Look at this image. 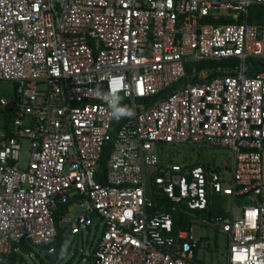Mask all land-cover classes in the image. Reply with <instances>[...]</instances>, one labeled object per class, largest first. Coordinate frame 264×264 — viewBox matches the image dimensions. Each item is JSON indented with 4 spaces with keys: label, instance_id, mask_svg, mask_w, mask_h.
<instances>
[{
    "label": "built area",
    "instance_id": "1",
    "mask_svg": "<svg viewBox=\"0 0 264 264\" xmlns=\"http://www.w3.org/2000/svg\"><path fill=\"white\" fill-rule=\"evenodd\" d=\"M255 6L264 0H0V84L17 85L15 103L0 96L13 111L0 147V254L21 241L52 245L56 208L73 194L82 214L64 220L70 234L93 216L102 223L92 264H195L209 232L224 238L226 264H264V73L246 74L248 59L264 60V27L247 23ZM231 59L239 64L226 76L137 103L178 85L188 64ZM97 89L130 102L115 138ZM161 146L228 150L233 163L162 166ZM151 187L171 213L154 211ZM218 196L227 218H208ZM174 213L188 230H174Z\"/></svg>",
    "mask_w": 264,
    "mask_h": 264
},
{
    "label": "trees",
    "instance_id": "2",
    "mask_svg": "<svg viewBox=\"0 0 264 264\" xmlns=\"http://www.w3.org/2000/svg\"><path fill=\"white\" fill-rule=\"evenodd\" d=\"M247 23L251 26L264 27V7L263 6H255V7L251 8L249 10V16L247 19ZM238 64H239V62L235 59H231V60H227V61H204V62H200L198 64H188V65H186V68H185L186 78L182 79L178 85L172 86L170 89H168L167 91H164L163 93H160V95H158L156 97L144 99V100H139L137 103L139 105H143V106L148 107L150 105H153L155 102H157L161 98H163L165 96V94L170 93L173 90H175L176 88H178V86H180V87L185 86L188 83L194 84V83H199V82H203V81L208 82V81H211L212 79H215L217 77L226 76L231 70L237 68ZM246 65H247V69H248L246 74L250 78L255 77L256 75H259L261 73H264V60L250 58L247 60ZM193 72L195 74V77L191 78ZM202 72L207 73L205 80L200 79L198 77V75ZM12 86H13V89L15 90V87L17 85H12ZM7 98L9 100H11V103H15L17 101V96L15 93H13L10 97H7ZM121 107H126V108L130 109V102L125 101L124 103H122ZM128 118H129V116H123L120 119L114 120V122L112 124V133H111L112 138H115V134H116L117 130ZM12 122H13V111H11V107L0 108V131L2 133H4V135H5L4 139H2L0 137V147H1V144L5 140L10 139L12 137ZM112 149H113V142L112 141L108 142L107 145L103 149V154H102L101 160L99 162V174L96 177V181L101 183V184H104V181H105V172H106V168H107V162H108V159H109L110 154L112 152ZM160 158H161V165L162 166H166L168 164L169 165L174 164V163H172V159L164 160V159H162V155H160ZM204 161H205V164H203V162L201 160V162H196L195 164L189 165L188 167L193 168V167H197V166H202L207 171H209L211 168H214L215 171H219L217 169V167H213L214 164L211 166V165H209V162H207L205 159H204ZM148 194L152 196V198L154 199V201L156 203V208L154 209V211H162V212L164 211V212L171 213L172 205L169 204L161 196V194L158 191H156V189L154 187L150 188V190L148 191ZM74 198L77 201L80 200L78 198V196H74ZM74 198L69 200L68 204L59 205L56 208V211L54 213L55 226H56V230H57V237L55 240L56 243H57L58 237H60L59 240H61V236H62V231H60L58 228V221L60 218V214L68 208V206L74 200ZM224 201H225V199H223L219 196L213 197L212 198L213 203L210 207L211 211L206 213L205 216H208V218H213L214 217L213 212L218 211L223 218H227V216L225 215V212L223 211V207H222ZM190 225L191 224L189 223V221L183 217L178 224L174 223V230L176 232L177 231H185V230L189 229ZM212 236L213 237H209V236L203 237L202 241L198 244V247L195 250V254H194L195 255V258H194L195 264H206L203 260L199 259V256H200V254H202V255L203 254H209V255L211 254V252L213 251V249L211 248V245H210L211 240L213 241L215 246L217 245V241H218V238L220 235L217 232H215L212 234ZM55 242L53 244H56ZM61 245H62V243H60V245H58V246H61ZM13 249L15 251H13V253L11 255H9L8 257H4V256L0 255V264H27L23 258V255H29L30 256L31 254H35L33 246H31L29 243L24 242V241H21L18 244H14ZM40 250L41 249H39V251H38V255L36 254V257L38 258L40 264H45V262L41 258ZM69 251H70V246L66 249V254H68ZM92 253H93V251H92ZM74 254H75V256L77 255V250H75Z\"/></svg>",
    "mask_w": 264,
    "mask_h": 264
},
{
    "label": "rangeland",
    "instance_id": "3",
    "mask_svg": "<svg viewBox=\"0 0 264 264\" xmlns=\"http://www.w3.org/2000/svg\"><path fill=\"white\" fill-rule=\"evenodd\" d=\"M13 86L11 84H0V96L10 97L13 94ZM3 133L0 131V137ZM27 150L28 143L26 140L22 142V153H21V163L22 166L25 167L27 165ZM159 154L162 155V159L168 160L172 159V163H177L182 166L193 165L196 162H203L205 164L204 159L209 162V165L215 164L219 171H224L226 167H230L233 163V154L228 150L221 149H195L193 147L188 146H161L159 149ZM225 180L229 182L231 180V173H225ZM225 210L226 207L224 206ZM241 212L237 211V216H240ZM211 236V233H208ZM101 230L92 231L89 236L88 243L84 239L81 242H70V251L65 256V247L64 253L62 252V261L58 262L59 264H77L81 259L83 262L89 259L97 245L98 241L101 238ZM195 237H198V231H195ZM213 237V236H211ZM211 248L213 251L209 255V257H205L206 264H226V245L225 240L222 236H219L217 245L210 242ZM34 253L29 255H23V258L27 264H40L36 254L38 255L39 248L33 247ZM77 250V255L75 256L74 252ZM65 256V257H64ZM202 257V254H200ZM42 258V257H41ZM43 259V258H42Z\"/></svg>",
    "mask_w": 264,
    "mask_h": 264
},
{
    "label": "crops",
    "instance_id": "4",
    "mask_svg": "<svg viewBox=\"0 0 264 264\" xmlns=\"http://www.w3.org/2000/svg\"><path fill=\"white\" fill-rule=\"evenodd\" d=\"M14 93V91H13ZM166 147H170V146H166ZM213 167H216V165L214 164ZM212 169V168H211ZM74 196H78V198L80 199L79 201H77ZM72 198H74V200L70 203V205L68 206V208L62 212L60 214V218H59V221H58V228L60 231H62V236H61V240L60 237H58L57 239V243L56 244H52L48 247H45L44 249H59L60 250V254L58 256V259L56 261L55 264H59L58 262L62 261V252L64 251V247H65V255H66V249L70 246V242H74V241H77V242H83L84 239L86 240V242L88 243V239H89V236L91 235V232L92 231H99L101 230V233L103 231V227H102V223L101 221L96 217V216H93L92 217V223H91V226L85 228V229H81L80 230V233L77 234V235H71L70 232H69V227L70 225L68 223H66L64 220L65 219H70L71 221L75 220L76 218H78L79 216H81L82 214V210L80 209L79 205H80V202H81V198L79 195H69L68 196V202L69 200H71ZM68 204V203H67ZM226 207L228 208V201L227 199H225V201L223 202V206L222 207ZM224 210V209H223ZM209 237H211L209 235ZM59 240V241H58ZM210 242V241H209ZM60 243H62L61 246H58L60 245ZM57 245V246H56ZM14 246V244H13ZM39 249H43V248H39ZM95 249V248H94ZM13 251H15L13 249ZM12 251V253H13ZM17 251V250H16ZM41 251V250H40ZM94 251V250H93ZM11 253V254H12ZM64 253V252H63ZM10 254V255H11ZM1 255V254H0ZM92 255L93 253L91 254V256L89 257V259L87 258V260L85 262H83V259L81 261H79V263L77 264H92ZM4 257H8L6 255H2ZM42 257V256H41ZM65 257V256H64ZM205 257H209V254H203L202 257L199 256V259L200 260H203L205 263H207L205 261ZM43 258V257H42ZM194 258H195V255H194ZM43 261L45 262V264H47L46 262V259L43 258ZM194 261V260H193Z\"/></svg>",
    "mask_w": 264,
    "mask_h": 264
},
{
    "label": "clouds",
    "instance_id": "5",
    "mask_svg": "<svg viewBox=\"0 0 264 264\" xmlns=\"http://www.w3.org/2000/svg\"><path fill=\"white\" fill-rule=\"evenodd\" d=\"M98 98H102L108 106L112 109V115L115 119H120L123 116L133 115L132 111L126 107L119 106V98L111 94L105 93L100 89L95 91Z\"/></svg>",
    "mask_w": 264,
    "mask_h": 264
},
{
    "label": "water",
    "instance_id": "6",
    "mask_svg": "<svg viewBox=\"0 0 264 264\" xmlns=\"http://www.w3.org/2000/svg\"><path fill=\"white\" fill-rule=\"evenodd\" d=\"M12 111V108H11ZM219 215L218 213L216 214ZM174 223L178 224L180 216L178 213L173 214ZM60 254L59 249H41L40 255L46 259L47 264H55Z\"/></svg>",
    "mask_w": 264,
    "mask_h": 264
}]
</instances>
